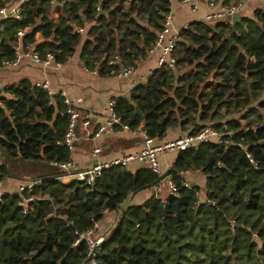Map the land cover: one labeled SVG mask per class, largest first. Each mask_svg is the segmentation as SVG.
I'll use <instances>...</instances> for the list:
<instances>
[{
	"label": "trees",
	"instance_id": "16d2710c",
	"mask_svg": "<svg viewBox=\"0 0 264 264\" xmlns=\"http://www.w3.org/2000/svg\"><path fill=\"white\" fill-rule=\"evenodd\" d=\"M170 3L69 1L55 20L49 0H29L21 19L2 22L0 61L13 57L16 31L26 28L23 44L41 55L52 51L64 62L82 41L90 69L117 74L120 64L108 59L118 53L123 64L134 65L145 56ZM83 18L91 23L85 39L71 26ZM174 56V68L154 70L129 98L115 97L121 121L141 125L153 139L171 129L194 133L207 122L217 130L225 122L232 133L179 151L169 172L178 193L157 198L151 192L140 204L131 202L132 194L158 177L146 167L112 166L93 185L54 177L59 172L50 162L69 156L60 143L67 116L58 95L51 99L27 79L8 87L10 96L0 94V180H41L23 192L25 201L0 197V264H81L87 244L75 243L78 234L110 211L119 216L104 234L97 264H264V8L241 16L234 30L225 22L188 24L179 30ZM188 170L206 176L203 201L199 186L183 185Z\"/></svg>",
	"mask_w": 264,
	"mask_h": 264
},
{
	"label": "crops",
	"instance_id": "0c3cea01",
	"mask_svg": "<svg viewBox=\"0 0 264 264\" xmlns=\"http://www.w3.org/2000/svg\"><path fill=\"white\" fill-rule=\"evenodd\" d=\"M170 1L169 11L173 16V29L176 31L187 27L188 24L195 21H201L210 25L216 23L206 21V15L225 6L223 3L224 0H218L215 2L213 9L209 7L207 0H196L195 7L192 6V3H184L178 0ZM10 2L11 0L7 3ZM59 2L60 0H55L54 3H51V0H49L51 8L50 17L55 20H58L59 17L61 6ZM7 3L2 5H6ZM257 8H264V0H244V4L239 10L240 17H251L254 10ZM97 9L99 10V6H97ZM4 20L6 19H1L0 17L1 27L3 26L2 22ZM75 22L83 27V31L76 33L80 34L82 39H85L91 23L84 18L81 21ZM20 29H24V35L29 30L26 28ZM24 35L18 38L16 34V44L14 45V55L12 58H14L15 50H17L20 54L18 63L16 65L2 64L1 61L5 58L0 61V94L10 96L7 88L18 83L22 79L29 80L34 86H36L37 82L47 81L53 91H64L66 93L80 111V119L76 128L77 139L70 149L64 145L69 150L68 159L73 163V168L75 170L91 167L97 162H108L114 159L123 158L140 150L142 133L139 130H136V128L123 129L121 126H114L106 129L99 135H96V130L109 116L108 102L111 98H129L133 87L137 84H145L149 75L154 70L158 69L157 59L160 54L158 50L149 52L147 49L145 56L140 57L135 61L134 71L128 76H118L117 74L102 75L98 72L96 66L90 69L84 63V60L81 57L82 41L66 61H61L62 64L59 67H44L32 60L31 53L38 51L35 50L34 44L32 43L23 44ZM35 37L37 42L41 40L39 33H36ZM122 62L123 61L121 60L119 63L120 66L123 65ZM92 71H95V73ZM53 96H50L51 99ZM59 98L61 97L59 96ZM84 120H89V126L85 127L82 125V121ZM211 124L212 123L207 122L205 125L210 126ZM140 130H143L141 125ZM184 133L185 132L179 129H171L163 138L154 139V142H165L181 136ZM95 149H99V151L95 152ZM178 152L168 151L159 155V162L163 172L167 169H169L170 172V168L175 161ZM1 161L2 156L0 155V163ZM50 165L56 167L52 162H50ZM125 167L131 172H135L140 167H146L148 169L145 162H139L137 160H131ZM58 172L59 174L54 175V177L66 182L74 180L73 177L69 176L66 172H62L61 169H59ZM181 174L184 178L183 185L188 184L190 187L197 185L201 188L199 199L200 201H203L205 199V192L203 191L206 182L205 174L198 170H188ZM168 175L172 178L170 173ZM164 179L167 182V178L165 177ZM0 181L2 182V187L5 192L13 193L17 192L21 185L30 182V180H20L12 177H7ZM158 184L160 185V182H158ZM162 191L163 194L160 193V197L158 198L170 194L168 189H162ZM151 192L154 194L153 186L134 193L130 198L132 199L131 202L133 204L143 203L151 195ZM107 214L108 216L106 219L103 222L98 223L99 227H97L96 236H104V234L109 231L112 223L115 222L119 216L117 211H110Z\"/></svg>",
	"mask_w": 264,
	"mask_h": 264
},
{
	"label": "built area",
	"instance_id": "2783aa9c",
	"mask_svg": "<svg viewBox=\"0 0 264 264\" xmlns=\"http://www.w3.org/2000/svg\"><path fill=\"white\" fill-rule=\"evenodd\" d=\"M29 0H11L10 3L0 6V17L1 19H21L23 5ZM75 2L76 0H60V5L65 2ZM184 3H192V6L195 7L196 0H181ZM209 7L212 9L215 6L214 0H207ZM55 0H51V3H54ZM244 0H238L237 2L230 3L225 5L218 10L212 11L210 14L206 15L205 20L211 22H225L231 23L232 17L239 13L240 8L243 6ZM71 26L74 32L83 31V27L78 25L76 22H72ZM0 31L2 27L0 26ZM17 37L20 38L24 35V29H18ZM179 31L173 29V16L170 11H168L162 19V27L159 31L156 40L153 42L149 48V52H154L155 50L159 51V57L157 59V68H174L176 63V58L174 56V49L176 41L178 39ZM19 53L15 50V56L12 59H4L1 61L2 64L16 65L19 61ZM32 60L44 67L55 66L59 67L62 63L57 60L52 51H45L43 55L38 52L31 53ZM107 63L109 65H116L120 63L119 54H112L108 59ZM134 71L133 64H123L119 67L117 71L118 76H128ZM95 73V71H92ZM36 87H39L45 90L50 96L58 95L62 98L64 104L63 112L67 116V126L63 136V140L60 141L62 145H65L67 148H72L76 137V128L78 121L80 119V111L72 102V100L66 95L64 91H53L47 81L37 82ZM115 97L111 98L108 102L109 116L105 119L104 123L99 126L96 130V135L104 132L106 129L112 128L114 126H121L123 129H131L127 123H123L119 115L115 112ZM82 125L87 127L89 126V120L82 121ZM262 124L260 123L259 126ZM136 130H139L142 133V144L140 150L136 153L127 155L123 158L114 159L108 162H97L93 166L75 170L73 168V163L70 159L65 161H53L52 164L61 169L62 172H66L69 176L73 177L74 180L81 181L87 185H93L97 179L102 176V173L105 169H108L112 166H121L125 167L129 164L131 160H137L139 162H145L148 169L159 176L163 173L160 162L159 155L166 153L168 151H182L197 147L200 144L207 142H221L224 139V136L231 135L232 131L228 127L227 123H223L222 129L217 130L212 126L205 125L194 133L185 132L181 136H178L174 139L155 143L152 137H149L144 130H140V126L136 127ZM95 152H98L99 149H95ZM249 156V154H248ZM254 165L257 164L254 162ZM264 176V175H263ZM167 187L170 194L176 195L178 189L172 178L168 175L167 177ZM41 180L30 181L19 187L17 192H5L2 187V182L0 181V197L8 193L10 195H18L23 201L27 200L23 195L25 190H31L33 186L40 185ZM184 186L189 187L190 185L184 184ZM155 197H160L162 192L161 186L156 183L153 185ZM99 227L98 224L94 228L88 229L85 232L78 234V239L75 243L79 241H85L87 244L86 261H83L81 264H97L96 254L98 251H95V247L100 241L104 238L103 235L96 236V230Z\"/></svg>",
	"mask_w": 264,
	"mask_h": 264
},
{
	"label": "water",
	"instance_id": "95a60500",
	"mask_svg": "<svg viewBox=\"0 0 264 264\" xmlns=\"http://www.w3.org/2000/svg\"><path fill=\"white\" fill-rule=\"evenodd\" d=\"M239 18H240V13H236V14L232 17L231 25H232L233 30H234V25H235V23L239 20ZM229 38H230V36H228V39H229ZM135 107H136V106H135ZM135 113H136L140 118H143V114H142V112L140 111L139 108L136 107ZM168 174H169V169L165 170L161 175H159V176L156 178V180L154 181V184L160 182L162 179H164L165 177H167ZM133 194H134V193H133ZM103 240H104V239H102V241H100V242L98 243V245L95 247V251H98V250L100 249V247H101V245H102V243H103Z\"/></svg>",
	"mask_w": 264,
	"mask_h": 264
},
{
	"label": "rangeland",
	"instance_id": "374dc122",
	"mask_svg": "<svg viewBox=\"0 0 264 264\" xmlns=\"http://www.w3.org/2000/svg\"><path fill=\"white\" fill-rule=\"evenodd\" d=\"M263 112H264V111H263ZM169 152H173V151H169ZM56 170L59 171L58 168H56ZM160 186H161V188L164 189V190L168 189V188H167V182H166L165 179H162V180L160 181ZM161 194H163V191L161 192Z\"/></svg>",
	"mask_w": 264,
	"mask_h": 264
}]
</instances>
